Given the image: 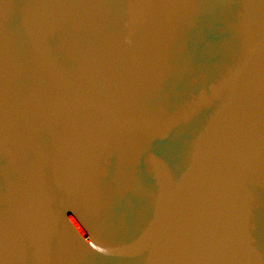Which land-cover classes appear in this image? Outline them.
<instances>
[{
    "label": "snow or ice",
    "instance_id": "6c2138e0",
    "mask_svg": "<svg viewBox=\"0 0 264 264\" xmlns=\"http://www.w3.org/2000/svg\"><path fill=\"white\" fill-rule=\"evenodd\" d=\"M32 7L26 30L0 19V184L16 189L0 210V264H89L116 245L149 264H264L246 229L251 188H264V0ZM202 17L227 24L226 42L205 33L202 54L175 57ZM161 131L165 154L148 146ZM109 150L122 163L102 172ZM149 153L179 166L159 189ZM53 180L94 209V228L47 227Z\"/></svg>",
    "mask_w": 264,
    "mask_h": 264
},
{
    "label": "water",
    "instance_id": "95a60500",
    "mask_svg": "<svg viewBox=\"0 0 264 264\" xmlns=\"http://www.w3.org/2000/svg\"><path fill=\"white\" fill-rule=\"evenodd\" d=\"M239 2L240 0H229L232 5H238ZM32 3L33 0H0V19L12 20L17 29L26 30V22L34 12ZM208 8L210 10L211 5ZM205 33L210 34L218 44H223L228 38L229 30L226 23L221 26L219 22L213 23L211 19L202 17L199 23L192 26L184 36L174 40L173 55L180 58L202 54L200 42ZM163 136V131L159 132L155 141L150 142L148 146L151 147L154 143L155 148L165 154L166 145L162 142ZM145 161L144 170L151 176L157 189L163 180L179 172V166L171 158L166 162L149 153ZM0 163H7L3 156H0ZM121 163V157L109 150L103 154L104 167L101 171L107 168H119ZM131 163L137 169L140 167L139 154ZM179 175L183 176V173ZM15 191L14 186L0 184V210L7 206V198ZM120 195L123 196V193L121 192ZM41 211L47 227L57 233H67L70 226L77 234H82L85 224L92 228L96 226L94 209L84 202L72 185L56 180L48 184L43 195ZM246 229L249 243L259 249L264 244V188L258 184L251 188ZM4 264H29V262L22 257L10 256ZM31 264H48V262L33 260ZM62 264H70V262L64 261ZM89 264H149V261L146 258L142 259L134 249L116 245L95 254L89 260Z\"/></svg>",
    "mask_w": 264,
    "mask_h": 264
}]
</instances>
